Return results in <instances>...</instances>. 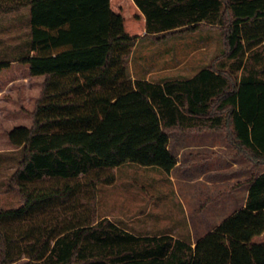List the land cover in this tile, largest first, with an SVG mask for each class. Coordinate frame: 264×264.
Masks as SVG:
<instances>
[{
    "label": "trees",
    "instance_id": "trees-1",
    "mask_svg": "<svg viewBox=\"0 0 264 264\" xmlns=\"http://www.w3.org/2000/svg\"><path fill=\"white\" fill-rule=\"evenodd\" d=\"M26 6L29 47L0 60V75L19 66L40 87L30 123L6 132L21 152L12 178L22 202L0 208L1 262L264 264V169L248 179L245 206L193 245L168 233L136 235L96 214L97 185L115 180L106 170L131 162L170 172L173 129L225 130L239 152L264 163V78L242 63L264 41V0H0V14ZM203 21L226 26L239 76L208 66L163 82L131 77L137 38ZM44 178L53 182L31 185Z\"/></svg>",
    "mask_w": 264,
    "mask_h": 264
},
{
    "label": "rangeland",
    "instance_id": "rangeland-1",
    "mask_svg": "<svg viewBox=\"0 0 264 264\" xmlns=\"http://www.w3.org/2000/svg\"><path fill=\"white\" fill-rule=\"evenodd\" d=\"M29 20L28 6L18 12L0 14V58H18L26 52L30 41ZM225 30L224 24L201 23L194 31L143 36L127 58L129 74L160 82L188 78L201 67L217 66L239 76L244 68L227 58ZM245 57L242 63L247 59L246 71L254 68L264 78V41L251 51L250 57ZM23 72L14 66L0 75V208L17 207L22 202L12 178L21 152L12 150L6 132L15 124L30 123L26 110L32 108L40 87L37 78L25 76ZM215 132L218 135L207 134ZM168 133L170 149L180 159L178 166L166 173L158 166L126 162L106 170L114 174L115 180L110 185H97L96 214L133 232L170 233L192 243L241 207L248 179L262 171L264 163L255 165L250 161L228 141L222 129H173ZM210 140L218 143L225 140L233 150L226 146L209 152L196 147L191 150L189 146L192 141ZM183 144L186 147L181 148ZM194 154L202 157L218 154L219 158L206 164L194 161L187 167L189 156ZM231 157L234 161L228 160ZM52 182L51 178H44L31 185ZM82 207L77 206L84 211ZM16 225L10 224L14 230ZM10 226L5 224L6 231ZM1 258L0 254V264H3ZM25 261L22 256L20 261L6 264H25Z\"/></svg>",
    "mask_w": 264,
    "mask_h": 264
},
{
    "label": "crops",
    "instance_id": "crops-1",
    "mask_svg": "<svg viewBox=\"0 0 264 264\" xmlns=\"http://www.w3.org/2000/svg\"><path fill=\"white\" fill-rule=\"evenodd\" d=\"M201 23H211V22H206V21H203V22H201ZM215 23H217L218 24V22H215ZM144 38H143V36H141V37H139V38H137L136 39V41H135V44H134V46L133 47H135L136 46V44L140 41V40H143ZM0 60H10V59H8V58H0ZM207 67V66H206ZM206 67H201V68H199L198 70H196L195 71V73L196 72H198L199 70H201V69H203V68H206ZM194 73V74H195ZM194 74H192V75H194ZM191 75V76H192ZM190 76V77H191ZM131 77L132 78H141V79H147V80H150V81H153V80H151V79H149V78H145V77H137V76H134V75H131ZM177 79H179V78H177ZM165 80H168V79H165ZM165 80H163V81H165ZM163 81H160V82H163ZM154 82H159V81H154ZM207 134H214V135H218V133L217 132H215V133H207ZM168 149L170 150V152L173 154V152L171 151V149H170V136H169V133H168ZM189 146H191V150H194V149H196V148H199V150L200 151H202V150H205V151H216V149L217 148H219V147H223V148H226V146H227V148H228V150H233L232 148H231V146L228 144V143H226V141L224 140V143L222 142V143H218V141H213V140H210L209 142H207V141H204V142H199V143H197V142H194V141H192V142H190L189 143ZM180 147L181 148H183V147H186V145H180ZM196 147V148H195ZM190 151V150H189ZM174 155V157H175V159H176V164H175V166L170 170V172H172V170L175 168V167H177L178 166V164L180 163V159L175 155V154H173ZM198 156V159L196 158ZM190 158H189V161H190V164H189V166L187 165V167H190V166H192V163H194V161L195 162H199L200 164H206L207 162H212L213 160H215V159H218L219 158V155L218 154H215V155H212V156H209V155H206V156H204V157H202V156H200V155H196V154H194V155H192V156H189ZM233 157H231V159H228V160H230V161H234V159H232ZM208 169L206 168V171H207ZM260 172H262V171H260ZM259 172V173H260ZM110 184H112V183H110ZM110 184H107V185H110ZM249 186H250V184L248 183V184H246L245 185V194H244V202L242 203V205H241V207H243V206H245V202H246V199H247V194H248V189H249ZM234 192H237L236 190L234 191ZM240 207V208H241ZM234 212V211H233ZM230 215V214H229ZM227 217V216H226ZM224 219V218H223ZM222 219V220H223ZM221 220V221H222ZM220 222V221H219ZM218 222V223H219ZM217 223V224H218ZM118 225V224H117ZM216 226V225H215ZM121 228H123V227H121ZM123 229H125V230H127V231H130V232H132V233H134V234H136V235H158V234H150V233H137V232H133L132 230H130V229H126V228H123ZM211 230V229H210ZM209 231V230H208ZM207 231V232H208ZM168 234H170V233H168ZM205 234V233H204ZM203 234V235H204ZM173 236V235H172ZM197 240V239H196ZM195 240V241H196ZM194 241V242H195ZM194 242H192L191 244L193 245L194 244Z\"/></svg>",
    "mask_w": 264,
    "mask_h": 264
}]
</instances>
